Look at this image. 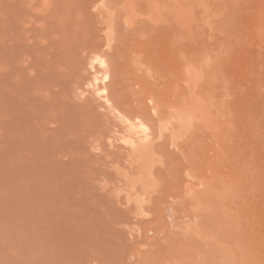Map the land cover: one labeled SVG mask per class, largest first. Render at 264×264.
<instances>
[{"label": "rangeland", "instance_id": "obj_1", "mask_svg": "<svg viewBox=\"0 0 264 264\" xmlns=\"http://www.w3.org/2000/svg\"><path fill=\"white\" fill-rule=\"evenodd\" d=\"M0 264H264V0H0Z\"/></svg>", "mask_w": 264, "mask_h": 264}, {"label": "snow or ice", "instance_id": "obj_2", "mask_svg": "<svg viewBox=\"0 0 264 264\" xmlns=\"http://www.w3.org/2000/svg\"><path fill=\"white\" fill-rule=\"evenodd\" d=\"M105 79H107V77H105ZM144 131H145V132H147V131H148V129H147V128H144Z\"/></svg>", "mask_w": 264, "mask_h": 264}]
</instances>
